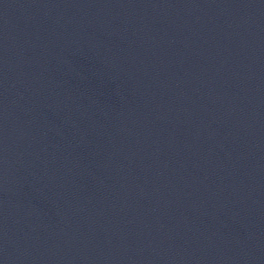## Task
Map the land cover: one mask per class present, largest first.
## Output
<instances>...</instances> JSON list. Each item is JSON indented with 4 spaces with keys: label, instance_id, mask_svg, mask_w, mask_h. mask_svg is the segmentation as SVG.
I'll return each instance as SVG.
<instances>
[{
    "label": "water",
    "instance_id": "95a60500",
    "mask_svg": "<svg viewBox=\"0 0 264 264\" xmlns=\"http://www.w3.org/2000/svg\"><path fill=\"white\" fill-rule=\"evenodd\" d=\"M0 264H264V0H0Z\"/></svg>",
    "mask_w": 264,
    "mask_h": 264
}]
</instances>
